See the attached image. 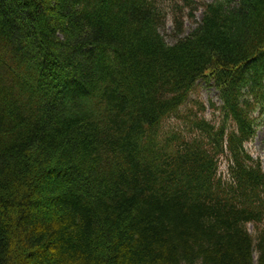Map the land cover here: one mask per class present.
<instances>
[{
	"label": "trees",
	"instance_id": "obj_1",
	"mask_svg": "<svg viewBox=\"0 0 264 264\" xmlns=\"http://www.w3.org/2000/svg\"><path fill=\"white\" fill-rule=\"evenodd\" d=\"M262 126L264 0H0V264H264Z\"/></svg>",
	"mask_w": 264,
	"mask_h": 264
},
{
	"label": "rangeland",
	"instance_id": "obj_2",
	"mask_svg": "<svg viewBox=\"0 0 264 264\" xmlns=\"http://www.w3.org/2000/svg\"><path fill=\"white\" fill-rule=\"evenodd\" d=\"M200 13L196 14V21L198 22L200 20ZM185 32L188 33L193 27L194 25H191L188 21L185 22ZM172 28L170 23L167 24L165 26V31H164V37L165 40L169 43H171L173 41V33H172ZM216 91L214 90V88L212 86L206 85L204 83H200L198 84V86H196L195 90H192V92L189 94L188 98L185 101V104L183 105V107L181 109H179L177 112L178 113H184V111H190L192 109L195 108L196 104H195V100L196 101H203L205 104V116L210 120L213 116V113L211 112V109H208L207 103L208 100L210 98L213 99V102L216 101ZM203 112V113H204ZM186 124H181L180 126L175 123L173 121L172 116L170 117V119L166 120L165 125L162 126V131L164 130V132H167L169 130H174L173 128L175 127V130H185ZM185 127V128H184ZM179 128V129H178ZM176 130V131H177ZM161 131V132H162ZM250 150L252 151L253 156H261L262 158V162L264 164V126H262L260 128V130L258 131L255 139H253L251 145H250Z\"/></svg>",
	"mask_w": 264,
	"mask_h": 264
}]
</instances>
